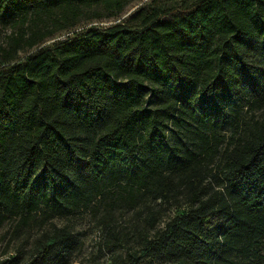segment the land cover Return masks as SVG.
Masks as SVG:
<instances>
[{
	"label": "trees",
	"instance_id": "obj_1",
	"mask_svg": "<svg viewBox=\"0 0 264 264\" xmlns=\"http://www.w3.org/2000/svg\"><path fill=\"white\" fill-rule=\"evenodd\" d=\"M134 1L0 0V230L108 197L111 246L115 210L142 213L132 264H262L264 118L236 109L264 101V0H149L93 24ZM157 202L179 203L161 227ZM47 227L0 264H69L71 232Z\"/></svg>",
	"mask_w": 264,
	"mask_h": 264
},
{
	"label": "rangeland",
	"instance_id": "obj_2",
	"mask_svg": "<svg viewBox=\"0 0 264 264\" xmlns=\"http://www.w3.org/2000/svg\"><path fill=\"white\" fill-rule=\"evenodd\" d=\"M149 0H137L129 4L124 11L117 18L109 20H101L93 24L99 27H107L119 23L140 7L144 2ZM81 24L80 26L82 27ZM87 25V24H86ZM89 26V25H87ZM81 27H77V30ZM12 26L0 24V46L5 47L4 42L7 37L13 32ZM64 34L57 35L32 50H38L42 46L50 45L54 41L63 37ZM31 51L19 52L18 58H23ZM255 96L249 92L245 94L243 102L239 103L237 112L241 120L249 124L259 121L264 118V101L255 103ZM107 200L104 199L102 206L107 208ZM179 203H160L152 204L151 207L154 212H157L156 226H162L175 213V209ZM101 207L100 211L95 214L89 209L74 212L68 216L52 215L49 223L43 225L39 223L38 217L23 226L18 230L15 229V222L7 221L0 230V258L16 253L20 254L22 258H27L30 253L34 241L40 236L41 232L45 230L49 224L56 227H65L68 229L74 239V249L69 258V264H132L129 255L138 252V237L137 230L141 224L140 211L127 210L125 208H118L113 213V218L109 220L108 226H111L117 233V239L120 243L113 246L106 243L108 238L107 229H104L101 221L104 216V209ZM181 211L185 209L182 205L179 208ZM153 232V231H151ZM264 252V251H262ZM136 264H150L149 260L141 259ZM151 264H169L164 259H155ZM264 264V262H262Z\"/></svg>",
	"mask_w": 264,
	"mask_h": 264
}]
</instances>
